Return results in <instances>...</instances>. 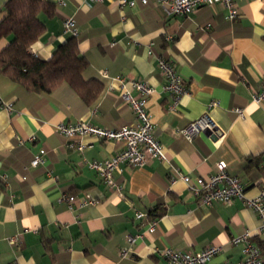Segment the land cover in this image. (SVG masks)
<instances>
[{"label": "crops", "instance_id": "crops-1", "mask_svg": "<svg viewBox=\"0 0 264 264\" xmlns=\"http://www.w3.org/2000/svg\"><path fill=\"white\" fill-rule=\"evenodd\" d=\"M5 1L0 0V21ZM45 1L55 4V15H39L45 32L29 53L48 60L69 37L63 21L72 17L78 51L88 62L82 79L98 81L103 89L87 105L66 83L48 94L32 93L0 75V97L13 105L10 113L0 109V264H165V249L197 253L209 245L222 252L206 264H223L241 258L242 246L230 239L245 231L252 233L264 260L256 213L238 200L198 204L174 170L205 178L223 163L241 181L246 197L264 188V101L251 100L264 86V0H235L237 16L231 22L221 5L171 17L154 1L121 9L115 0ZM10 41L0 39V52ZM157 57L174 65L187 88L176 111L169 109L171 97L162 90L165 78ZM118 76L146 81L154 89L146 109L168 161L122 165L113 175L117 191L87 164L113 157L122 143L73 138L74 145L84 146L78 152L66 148L54 127L81 121L116 130L132 124ZM214 101L218 104L208 108ZM203 114L218 129L216 136L201 132L188 142L175 133ZM40 149L43 163L32 168L29 163ZM63 194L90 202L70 210L58 201ZM14 236L16 246L8 242ZM128 237L135 239L132 245ZM124 248L127 254L121 257Z\"/></svg>", "mask_w": 264, "mask_h": 264}, {"label": "built area", "instance_id": "built-area-1", "mask_svg": "<svg viewBox=\"0 0 264 264\" xmlns=\"http://www.w3.org/2000/svg\"><path fill=\"white\" fill-rule=\"evenodd\" d=\"M87 3H95L100 0H84ZM150 1H154L163 11L166 16L171 17H188L194 11L201 7L221 5L227 10V21L236 19L235 0H115L117 6L134 8L137 4L147 5ZM63 33L72 37H77L78 31L75 21L72 17H68L63 21ZM151 54V52H148ZM156 64L159 72L165 78V83L162 90L168 93L171 97L169 109L176 111L183 96L187 94V88L183 80L176 74L174 65L162 58H156ZM120 83L121 93L120 99L127 104L131 109L134 122L130 125H125L119 129H107L90 123L77 121L73 124L55 125L54 131L62 135L67 143L66 148L82 152L84 146L81 143L74 145L71 140L73 138H81L83 136H93L102 141H110L113 143H122V150L113 157L104 161H92L87 164L88 168L94 171L100 179L108 186L110 190H119L116 186L113 175L120 172L121 166L125 165L131 168H141L148 160L154 159L158 161H168L166 153L160 142L154 137L150 116L146 109V99L154 93V89L143 80H127L123 77H116ZM131 91L137 93L138 97L133 96ZM251 100L260 104L264 101V86L260 91L251 94ZM216 101L212 102L209 107L216 106ZM0 109L7 112L13 110V105L0 97ZM239 117H242L240 109L234 110ZM93 114L94 111H91ZM201 132H208L212 136H216L218 129L213 121L203 114L194 121L189 122L184 127L175 131V133L191 142ZM33 140V137L29 139ZM21 142V141H19ZM45 151L40 149L31 159L29 166L32 168L38 167L43 163ZM177 177L182 181L190 194L196 199L197 203L203 206H210L213 203H222L231 205L234 201H241L244 205L251 208L259 219V227L255 234H264V188L251 198L246 197L244 186L241 181L227 173L223 163L217 164L216 172L208 177L191 178L188 175L178 173L174 169ZM4 182L7 181V176H1ZM22 179H25L22 176ZM175 182L174 177H169V183ZM61 203H66L67 207L72 210L75 205L84 206L90 201L81 200L69 194H63L58 200ZM136 218L143 217L142 213H136ZM154 222H151L149 231L153 230ZM134 238L128 237L127 243L132 245ZM12 246H16L18 237L14 236L8 239ZM231 245H241V258L236 262H224L223 264H264L261 258L259 248L252 242V233L245 231L239 236L230 239ZM221 247L209 245L205 249L197 253L177 252L172 249H165L163 257L165 264H206L214 257L220 255ZM127 254V249L120 251V256L124 257Z\"/></svg>", "mask_w": 264, "mask_h": 264}, {"label": "trees", "instance_id": "trees-1", "mask_svg": "<svg viewBox=\"0 0 264 264\" xmlns=\"http://www.w3.org/2000/svg\"><path fill=\"white\" fill-rule=\"evenodd\" d=\"M0 21V39L11 37L0 52V75L32 93H51L68 84L87 104H92L103 87L98 81L85 82L82 73L87 60L79 53L76 37L69 36L46 60H39L28 49L44 34L39 15L52 18L55 4L45 0H6Z\"/></svg>", "mask_w": 264, "mask_h": 264}]
</instances>
